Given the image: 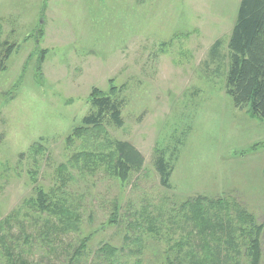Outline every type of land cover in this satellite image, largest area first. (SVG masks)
Listing matches in <instances>:
<instances>
[{"label":"rangeland","instance_id":"obj_1","mask_svg":"<svg viewBox=\"0 0 264 264\" xmlns=\"http://www.w3.org/2000/svg\"><path fill=\"white\" fill-rule=\"evenodd\" d=\"M239 2L0 0V41L17 44L0 69V264H68L84 237L85 254L73 264H97L93 252L104 243L127 264H166L165 250L180 232L167 221L170 208L194 195L234 198L252 212L263 224L264 264V118L234 106L225 91L226 63L203 64L216 39L227 52ZM110 78L125 104L123 125L106 130L140 151L143 170L122 183L72 167L65 190L80 227L51 232L53 242L45 241L46 217L38 218L27 200L35 184L49 190L58 183V166L74 153L92 149L65 137L90 111L92 88L107 92ZM35 142L43 153L29 152ZM155 150L173 164L170 188L160 185ZM115 204L122 213L144 205L156 215L162 207L156 238L144 219L135 226L127 223L135 217L121 213L110 224ZM8 215L17 219L5 225Z\"/></svg>","mask_w":264,"mask_h":264},{"label":"trees","instance_id":"obj_2","mask_svg":"<svg viewBox=\"0 0 264 264\" xmlns=\"http://www.w3.org/2000/svg\"><path fill=\"white\" fill-rule=\"evenodd\" d=\"M222 44L221 38L214 41L203 64L206 67L218 64L220 67L226 63L225 91L234 106L240 109L248 106L252 116L264 118V0H240L226 53L221 51ZM16 46V43H8L7 40L0 41V69H5V62ZM40 56V60L43 59L44 53L41 52ZM109 83L107 92L92 88L89 94L90 111L65 137L69 144L76 138H82L83 144L92 149L74 153L68 163L58 166L56 182H59L49 190L35 184V196L27 200L38 218L46 217V229L42 231L45 241H52L51 232L68 233L80 227L81 216L76 202L70 201L65 190L68 181L73 178L72 167H77L81 174L85 170L90 174L106 172L122 183H128L133 175L143 170L144 157L140 151L129 141L110 136L106 130V124L123 125L125 104L118 97L119 88L113 85V78L109 79ZM258 144L254 143L251 147ZM44 150L41 142H35L29 148L33 154L43 153ZM80 159L82 163H79ZM153 165L160 185L170 188L173 164L166 159L164 150H155ZM132 184L134 188L136 182ZM121 207L115 204L108 218L110 224L118 223ZM129 209L125 208L122 216L135 219L132 221L129 218L127 223L137 226L144 219L148 223L146 231L156 238L160 226L155 222L162 215V207H157L160 212L156 215L144 205L134 211ZM170 210L173 215L168 216L167 221L178 224L180 232L176 231L179 239L165 250L166 264H260L263 224L238 200L194 195ZM12 219L16 220V215H8L2 223L8 225ZM32 225L36 226V222ZM86 242V237L80 239L69 252L68 264L78 263L84 256ZM137 244L141 245V241L138 240ZM6 253L11 254L9 248ZM93 253L97 264H127L117 257L118 250L107 243ZM20 264L30 263L21 260Z\"/></svg>","mask_w":264,"mask_h":264}]
</instances>
